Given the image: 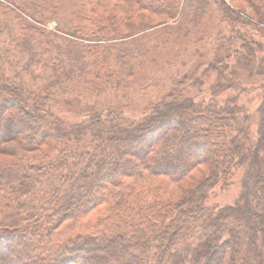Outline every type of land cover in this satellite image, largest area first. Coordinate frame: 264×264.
Wrapping results in <instances>:
<instances>
[{"label": "trees", "instance_id": "obj_1", "mask_svg": "<svg viewBox=\"0 0 264 264\" xmlns=\"http://www.w3.org/2000/svg\"><path fill=\"white\" fill-rule=\"evenodd\" d=\"M67 1L0 0L10 9L0 25L24 47L56 30L71 38L99 94L123 71L101 62L105 50L190 16L215 35L204 70L218 74L215 93L261 90L256 128L231 97L174 91L137 122L99 112L67 123L51 93L7 76L3 65H17L0 56V264H264V0ZM204 1L220 17L210 28ZM239 169L238 197L207 206Z\"/></svg>", "mask_w": 264, "mask_h": 264}, {"label": "rangeland", "instance_id": "obj_2", "mask_svg": "<svg viewBox=\"0 0 264 264\" xmlns=\"http://www.w3.org/2000/svg\"><path fill=\"white\" fill-rule=\"evenodd\" d=\"M65 1L67 0H60L62 3ZM230 1L237 6L243 5L234 0ZM189 7L190 5L188 9ZM202 7L204 13L201 18H204L203 22H207V27L210 28L212 21L217 23V18H220L217 17L215 3L204 1ZM0 8L5 10L4 12L0 10V14L3 15L0 19L3 20L10 14V9ZM61 19L63 16L60 17V21ZM177 19L126 39L125 51L116 50L110 55L112 51L105 50L106 56H109L101 62L109 67H117L114 69L123 70L114 82L116 90L114 87L108 90L100 88L99 94L96 93L95 87L91 85L95 83L90 82L88 79L90 76L86 74L90 67L84 65L75 42L57 30L55 35L49 33L45 36L39 35L24 47L22 40L17 38L19 35L13 36L14 33L10 29L0 25V56L9 53L11 58L9 60L17 65L16 68L3 65L4 72L28 90L42 92L45 89L51 93L52 98L48 106L67 123L79 122L99 112H102L103 116L114 113L124 124L128 121L137 122L143 111L150 109L152 105L174 91L196 100L231 97L238 105L248 109L252 117V132L255 131L256 107L259 104L261 90L256 86L244 91L230 87L215 93L218 74L204 72L206 62L212 59L215 35L202 36L206 32V26L201 22H189L190 16L186 17L187 20L182 16H178ZM56 24V21L48 22L47 25H42V29L55 30ZM125 41L119 44L122 45ZM123 52L124 58L121 54ZM22 62H25L26 66ZM65 73H69L70 79L61 78ZM203 135L204 130L195 138L203 141ZM197 174L199 171L195 175ZM243 178L244 169L235 171L226 186L222 188V184H217L209 190L205 204L218 207L233 202L242 190ZM98 213L99 211L93 212L92 217H96Z\"/></svg>", "mask_w": 264, "mask_h": 264}]
</instances>
